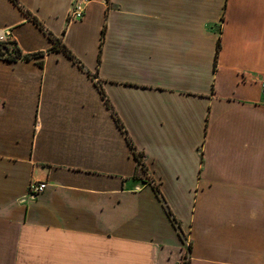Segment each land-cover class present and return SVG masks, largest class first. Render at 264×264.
I'll return each mask as SVG.
<instances>
[{
    "label": "crops",
    "instance_id": "obj_1",
    "mask_svg": "<svg viewBox=\"0 0 264 264\" xmlns=\"http://www.w3.org/2000/svg\"><path fill=\"white\" fill-rule=\"evenodd\" d=\"M0 29L30 56L0 58V264H264V0H0Z\"/></svg>",
    "mask_w": 264,
    "mask_h": 264
},
{
    "label": "trees",
    "instance_id": "obj_2",
    "mask_svg": "<svg viewBox=\"0 0 264 264\" xmlns=\"http://www.w3.org/2000/svg\"><path fill=\"white\" fill-rule=\"evenodd\" d=\"M16 3L18 2V0H14ZM32 19H34V21L38 24L41 25V23L37 20V18H34L32 17ZM53 42H54V46H53V49H61L63 50L70 58H72L73 60L77 61L75 56L72 54V52L66 47V45L62 42L61 39L57 38V37H54L50 34ZM11 44L12 45H15V42H10L9 43H3V42H0V58H4V59H7V60H17V59H20V58H29L30 56L28 55H24L21 50L19 48H17L16 46H12L11 47ZM220 49V37L218 39V44H217V50H216V55L218 54V51ZM36 55V54H34ZM33 55V56H34ZM107 102V100H106ZM117 122L119 124V126L122 128L123 125L122 123L117 119ZM130 141V140H129ZM134 153L136 155V158L138 160V165L142 168V169H145V164H144V161H143V154L141 152H137V150H134ZM155 185V184H154ZM155 188L159 191V188L158 186L156 185ZM169 214L172 215V212L171 210H168ZM173 217V220L175 221L176 224L177 223V220L174 218V216L172 215ZM184 264H189L188 260L185 259L184 260Z\"/></svg>",
    "mask_w": 264,
    "mask_h": 264
},
{
    "label": "built area",
    "instance_id": "obj_3",
    "mask_svg": "<svg viewBox=\"0 0 264 264\" xmlns=\"http://www.w3.org/2000/svg\"><path fill=\"white\" fill-rule=\"evenodd\" d=\"M85 13V6L83 1L76 2L74 6L71 8L69 17L70 19H81L83 18ZM0 42L3 43H10L13 42L9 38V31L7 30H1L0 29ZM262 85L264 86V82H262ZM47 183L45 181H35L30 186V192L31 194H37L41 191H43L46 187Z\"/></svg>",
    "mask_w": 264,
    "mask_h": 264
}]
</instances>
